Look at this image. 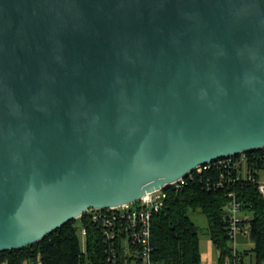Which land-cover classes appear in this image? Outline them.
Returning a JSON list of instances; mask_svg holds the SVG:
<instances>
[{
    "label": "water",
    "instance_id": "95a60500",
    "mask_svg": "<svg viewBox=\"0 0 264 264\" xmlns=\"http://www.w3.org/2000/svg\"><path fill=\"white\" fill-rule=\"evenodd\" d=\"M264 147V0H0V252Z\"/></svg>",
    "mask_w": 264,
    "mask_h": 264
},
{
    "label": "trees",
    "instance_id": "16d2710c",
    "mask_svg": "<svg viewBox=\"0 0 264 264\" xmlns=\"http://www.w3.org/2000/svg\"><path fill=\"white\" fill-rule=\"evenodd\" d=\"M221 168L211 164L207 169H194L178 186L171 184L164 206L151 219L152 258L156 264H200L199 228L190 213L199 211L207 219L210 241L217 251V264L233 259L231 240L226 234L227 223L223 206L228 194L234 192L243 212L250 211L249 239L255 264L264 262V198L255 184L248 181L229 182L217 187ZM86 228V249L81 251L77 227ZM249 250H242L243 257ZM38 259L42 264H106L105 244L89 213L71 219L39 241L20 249L0 252V264H27Z\"/></svg>",
    "mask_w": 264,
    "mask_h": 264
},
{
    "label": "built area",
    "instance_id": "2783aa9c",
    "mask_svg": "<svg viewBox=\"0 0 264 264\" xmlns=\"http://www.w3.org/2000/svg\"><path fill=\"white\" fill-rule=\"evenodd\" d=\"M211 164L221 168L220 179L214 186L225 183L248 181L255 184L257 191L264 198V147L253 151H243L235 155L217 158L195 169L201 171ZM183 179L172 183H182ZM171 185V184H169ZM168 186V185H166ZM145 192L136 202L107 208L89 209L90 221L101 231L106 251V264H156L152 258L151 219L155 212L165 204L166 187ZM228 201L223 206L224 219L227 223L226 234L231 240L233 259H225L222 264H241L242 257L237 244L242 238L249 241V218L242 215L241 202L234 192L228 194ZM77 236L83 239L84 253L86 249V228L77 227ZM240 237V238H239ZM245 250V249H244ZM245 256L243 257L244 260ZM42 264L38 259L34 263ZM200 264H208L201 260ZM217 264V259L214 263Z\"/></svg>",
    "mask_w": 264,
    "mask_h": 264
},
{
    "label": "rangeland",
    "instance_id": "374dc122",
    "mask_svg": "<svg viewBox=\"0 0 264 264\" xmlns=\"http://www.w3.org/2000/svg\"><path fill=\"white\" fill-rule=\"evenodd\" d=\"M242 215L246 216L247 218H250L252 216V212L242 211ZM190 217L199 228V247L201 252V258L202 260L206 261L208 264H212L217 259V251L210 241V237L207 231V219L205 215L199 211L191 212ZM239 241L241 243L237 244V248H239L240 250H244V249L249 250L253 245L250 240L247 242H243L244 240L240 238ZM79 243L81 246H83V239L80 236H79ZM243 264H255L254 254L251 250H249L245 255ZM261 264H264V262H262Z\"/></svg>",
    "mask_w": 264,
    "mask_h": 264
}]
</instances>
